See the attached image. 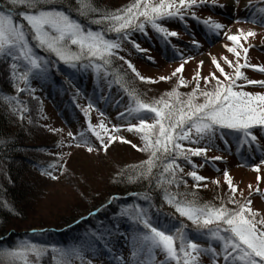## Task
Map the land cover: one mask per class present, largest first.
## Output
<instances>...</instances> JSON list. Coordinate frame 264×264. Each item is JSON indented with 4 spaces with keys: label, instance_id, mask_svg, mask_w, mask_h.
Instances as JSON below:
<instances>
[{
    "label": "snow or ice",
    "instance_id": "obj_1",
    "mask_svg": "<svg viewBox=\"0 0 264 264\" xmlns=\"http://www.w3.org/2000/svg\"><path fill=\"white\" fill-rule=\"evenodd\" d=\"M260 2L264 3V0ZM61 4H66L70 10L74 9L82 17L95 16L90 23L103 27L97 31L85 29L66 11L57 7ZM217 6V0H133L125 8L101 12L94 6L92 0H76L75 5H72L70 0H4L0 3V57L9 62L11 80L16 93L34 94L35 89L31 88L30 80L47 77L53 65L49 57L53 56L71 68L91 69L96 78L109 83H112L114 78L115 84L123 88L129 96L131 103L127 108V116L137 121L128 123L125 130L138 134L141 146L120 135L119 125H113L109 129L103 120L99 124H92L90 112L98 109L91 102L83 107L77 106L81 107L88 121L87 132L99 141V146H94L84 132L77 135L69 132L68 136L75 142L77 148L83 147L88 153L100 150L107 153L110 146L117 141L130 144L136 151L146 153L148 158L131 166L130 172L122 169L116 182L147 180L151 187L155 179V188L162 190L164 201L175 209L179 217L190 221L197 233L206 241L205 244L194 242L187 234L188 226L183 221L173 231L154 226L150 214V208L153 206L151 196L145 194L140 196V199L148 202L149 207L134 204L121 210L120 215L129 219L136 227L132 237L131 259L113 255L115 264H157L158 255L164 257L158 264H202V257H206L210 264H264V215L253 210L251 198L254 192L260 193L259 187L253 190V186L249 185L248 196L245 197L241 192L238 199L237 187L233 184L229 172L225 170L223 177L229 193L226 197L220 198L219 205L201 203L195 192L169 191L172 185L179 189L183 184L187 188V180L181 175L184 168L178 161H185L193 165V168L196 165L193 164L192 157H205V162H209L207 153L215 148L214 141L220 130L228 129L239 134L238 138L242 144H253L258 141L254 129L264 132V92L245 90L252 85L264 89V80L250 79L242 71L251 68L264 73V65L248 62L247 57L252 46L244 47L241 43V40L247 41L249 37L256 36V33L237 29L236 34H230L224 31L226 27L224 24L211 17L200 21L216 35L223 32L233 45L231 47L225 45L226 50L233 54L236 60L233 62L227 57H222L224 63L232 69V73H229L213 56L211 63L215 66V71L209 76L202 77L201 72L197 70L192 78L195 87L187 93L179 91V88L188 86L183 77L179 76L177 85L170 91L157 99L146 101L142 98L143 94L126 79V73L111 70L114 61L120 60L140 81L157 83L158 81L150 77L141 76L135 66L121 54L126 51V44L138 52H149V49L142 48L132 39V34L140 32L147 35L150 27L167 42L169 38L177 37L178 33L164 27V22L177 19L183 21L187 16L199 20L196 10ZM248 6L255 5L249 0ZM258 14L259 18L257 14H253L247 22L264 27V8H259ZM109 34H114V38H110ZM193 44L198 46L195 40ZM36 49L46 55H38ZM241 53L243 63L240 62ZM147 58L152 59L151 56ZM189 59L191 57L184 58L180 66L172 72L171 77L161 76L159 80L168 81L183 73ZM203 64L204 61L201 60L199 66ZM201 80L204 88H201ZM239 81L243 83H238ZM21 84L24 87H20ZM32 99L39 98L32 95ZM4 100L11 113L18 115L23 121L28 108L18 99V95L4 97ZM148 114H153L151 123L146 118ZM119 118L125 119V113H120ZM28 123H32V120L29 119ZM48 131L56 133L61 130L48 127ZM185 143L196 146L185 147ZM201 144L203 146H199ZM222 159V156L211 158L212 161ZM61 160H64V154L59 155L57 162L49 164L41 174L51 180L58 179V176L53 174L57 170L61 175L66 174L68 170L64 163L59 162ZM261 165H264V160H261L259 165L252 166V170L258 173L256 177L258 183L262 179L259 175ZM186 175L195 182L192 185L194 189L206 180V177L199 175L195 170L188 171ZM111 202L109 200L108 203ZM111 235V232L92 233L76 248L70 250L54 248L53 251L59 252L62 257L59 264H69L71 257L79 259L81 264H93L92 259H85V253L94 247L96 240H105V247L111 251L105 239ZM43 251L42 248L25 242L12 251L0 250V255L12 259L13 264L17 258L28 264L29 254L39 257Z\"/></svg>",
    "mask_w": 264,
    "mask_h": 264
},
{
    "label": "rangeland",
    "instance_id": "obj_2",
    "mask_svg": "<svg viewBox=\"0 0 264 264\" xmlns=\"http://www.w3.org/2000/svg\"><path fill=\"white\" fill-rule=\"evenodd\" d=\"M251 2L255 6L249 7V0H239V3H237V0H217V7H204L196 10V14H198L199 17H211L224 24L226 26L224 31L230 34H236L237 29L245 32L249 30L254 31L256 36L249 37L247 41L241 40V43L244 47L252 44L247 57L250 64L264 65V29L259 24L247 22L253 17V14H257V18H259L258 9L264 8V3H261L260 0H251ZM219 5H223V7ZM165 24L166 28L171 31H176L178 37L184 39L185 35L177 30L179 25L172 26V23ZM148 30L153 31L151 28H148ZM188 30H185L187 33L185 38L187 41L186 43L179 40L175 42L178 43L184 51H182L180 57L173 60H171L169 50L165 47L163 48V46L158 48V50H153L151 46L150 49L152 50H150L147 48L146 43H138L142 48L149 49V52L141 53L136 51L132 46L125 45L126 51L121 54L135 66L140 75L158 81L155 84H149L139 83L136 80L140 93H143L145 96L147 95L146 97L150 96L151 93L159 96L162 92V90L159 89L160 86L162 87L170 82L173 84V81L177 83L176 77H172L168 81H160L159 78L161 76L171 77L172 72L180 66L183 59L188 57H191V59H189L188 63L185 65L183 73L177 74V77L182 76L188 85L187 87L179 88L181 93L190 92L192 88L195 87V82L192 78L197 70L201 72L202 77L209 76L210 73L215 71V66L211 63V58L213 56L217 58L226 72L232 73V69L224 63L222 57H227L233 62H235L236 58L233 54L227 52L225 45L228 47L233 45L227 40L223 32L220 35H216L210 32L203 24L196 28L192 26ZM192 32H194V35L191 34ZM192 39H196L198 46L192 47V45L187 44L190 43ZM150 42L157 43L152 39ZM73 47L75 48V46ZM36 52L41 56L42 54L46 55L39 49H36ZM148 56H151L152 59L149 60L147 58ZM242 57L243 55L241 53V63H243ZM201 60L204 61V64L199 66ZM57 64L58 63H56V65ZM56 65H53L54 68H56ZM86 71L87 81H89V83L85 85L84 88L80 87L79 83H76L80 92V94L76 96L77 105L83 107L89 102L93 103L98 111L90 112L92 124H99L103 120L109 129L113 125H119L121 126L120 135L124 136L125 139L130 140L132 143L141 146L139 135L129 133L125 130L128 123H137V121L131 118V120L134 121L129 122L131 120L126 118L121 119L117 116L118 107H126L127 102L119 106L117 102H115L117 100L116 93L111 94V98L108 102L105 103V101H102L105 94L109 90H112L113 86L103 79L96 78L91 69ZM242 71L250 79L264 80V73L251 71V69L248 68L242 69ZM217 75H219V73H217ZM48 76L49 73L46 78L32 79L33 89H35V92L40 96L41 100H38V102L32 106V109L34 114L38 115L40 127H42V125H47L50 128L60 129L61 131L53 133L48 131V127H42V132L44 133H42L41 130L40 132L45 135H50L54 138V141H51V144L49 143L47 146H42L41 148H38L37 145L33 146L34 150L31 151V154L33 155L34 153V156L40 162L48 164L56 162L57 157L64 154V160L59 162L64 163L68 171L64 175H61L58 170L54 172L53 174L58 176L57 180H51L42 175V172H39L37 168H31L32 171H26L25 174L23 173V176L27 175L29 180L33 182H31L33 193L37 191L40 197L32 202L24 219L20 221L15 220L14 223L16 226L14 227H7V230L15 237L20 235L18 236L19 239H22L21 237H28L26 233L31 229H43L46 227L61 228L66 224L72 223V221L79 217L84 219V216H87L88 212L95 208V205L94 207L90 205L92 200L97 198L100 199L99 201L107 199V193L111 190L110 187L113 183L112 177L116 176L121 171L123 168L122 165L130 161H139L144 157L143 152H138L133 149L130 144H123L119 141L114 142L107 153L103 150L88 153L83 147L77 148L75 142L68 136L69 132H72L74 135L84 132L96 147L99 146V141H97L90 132H87L88 121L85 119L81 107L76 106L77 108H74V106L68 105L66 103L67 98L63 97L62 88L53 86ZM73 81L75 82V80ZM239 82L242 83L243 81ZM22 85L23 84H21V86ZM93 86H95V88H93ZM204 87L203 80H201V88ZM245 90L250 92H264V89L260 88L258 85L248 86ZM146 97L144 99L147 100ZM100 113L104 115L101 116ZM34 114L32 113V117L36 118ZM148 117H150V114H148L146 118ZM61 142H63L62 145ZM216 142L217 139L214 141L215 146ZM217 149L218 148L210 150L207 156L210 158L215 156L223 157L221 151ZM261 156L252 164L243 166L240 165L242 164L240 160L239 162L236 160L234 162L232 160L226 162L222 159L223 161H221L218 171H211L206 165L205 160H203L204 157H197L198 160L194 163V165H196L194 170L197 171L199 175L206 177V180L201 182L200 189L203 188V190L207 192L217 190L223 197H226L229 190L227 184L224 182L223 172L227 170L233 184L237 187L238 191L236 196L238 199L240 198L241 192H243L245 197L248 196L249 185L253 186V190L257 187L260 188V193L254 192V195L251 197L253 200L252 207L253 210L259 211L261 215H264V195H261V193H264V165H261V172L259 175H261L262 179L259 183L256 179L258 173L252 170L253 165H259L260 161L264 160V154ZM178 162L184 169L185 167H189L185 161ZM186 173L187 172L184 170V176ZM213 181H217L218 183H213ZM120 183H122V181ZM204 185H206V187ZM195 189H199V187ZM223 192L225 194H223ZM195 194H197V191ZM147 203L148 202L140 199V196L137 195L135 198L128 199L127 202L121 204L113 223V228L117 230V232L111 233L112 235L108 237L109 240L107 241L111 251H109V248L103 247L105 242L103 244L96 243L91 250L85 253V259H92L93 264H115V261L112 259L113 255L131 259L132 237L135 234L136 226L132 224L129 219L122 217L120 213L122 209L129 205L139 204L142 207H149ZM88 205H90V207ZM169 212L173 218L176 219V223L160 218L156 212L150 209L153 225L166 231H173L175 227H179L180 222L177 220L176 212L173 210ZM189 237L193 239L194 242L201 244L206 243L205 238L202 236L196 237L191 234ZM25 242L34 244L44 250L43 254L39 257L29 254L27 257L28 264H39V258L46 257L47 253L53 256H51L55 261L52 262L53 264H59L62 257L59 252L53 251L54 248L70 250L80 245L77 243L69 246H62L61 248L57 247L58 244L53 243L56 247H50V251L45 245L42 246L35 242L21 240L20 242H6L0 246V250L12 251L15 250L19 244ZM114 251L115 254H111ZM163 259L164 257L162 255H158L157 264ZM201 260L202 264H210L206 257H202ZM0 264H13V260L0 255ZM14 264H24V261L17 258ZM69 264H81V261L75 257H71Z\"/></svg>",
    "mask_w": 264,
    "mask_h": 264
},
{
    "label": "trees",
    "instance_id": "obj_3",
    "mask_svg": "<svg viewBox=\"0 0 264 264\" xmlns=\"http://www.w3.org/2000/svg\"><path fill=\"white\" fill-rule=\"evenodd\" d=\"M3 2L4 0H0V3ZM75 2L76 0H70L72 5H75ZM132 2L133 0H92L94 6L97 7L101 12H113L117 9L125 8ZM57 7L66 11L72 16L73 19L81 23L85 29L97 31L101 30L103 27L102 25L90 23V20L95 18V16L82 17L74 9L70 10L66 4L57 5ZM17 19L19 20V18ZM165 23H172V20L164 22V27H166ZM109 35L110 38H114V34ZM159 37H161V35L157 34L155 31L149 30L147 35L140 32H134L132 34V39H134L137 43H146L147 48L149 49L151 48L150 40H156L159 39ZM42 56H44V54H42ZM49 59L53 61L54 66L56 63H58L56 68H54L52 65L51 70L49 71L48 77L52 82V85L62 88L63 97L67 98L66 103L70 105L78 104L76 96L79 95L80 92L76 83H79L80 87L82 88H84L85 85L89 83L86 76L87 71L79 68L72 69L62 62L56 61L54 56L49 57ZM111 70L113 72L126 73V79L132 82V86L137 91L139 88L137 87L138 84L136 80L139 83H144L137 79L135 74H133L131 70L127 68V65L120 60L114 61V67ZM10 72L11 70L9 67V62H7L4 57H0V246L6 242H20L21 240H26L28 242H35L39 245L41 244L42 246L45 245L51 251L50 247H56V245L53 243L58 244L57 247L61 248L62 246L82 243L92 233L108 232L111 230L121 204L127 202L128 199L135 198L137 194H139L138 196L150 194L153 205L150 209H152L162 218L164 217L165 220H168L169 222H176V219L173 218L169 212L171 210L175 211V209L164 201L162 190H157L155 188V179L152 181V186L150 187L147 180H140L136 182H127L125 180L122 181V183L116 182L117 174L116 176L112 177L113 183L110 187L111 190L107 193V199L99 201L100 199L97 198L92 200L90 205L93 207L95 205V208L90 210L87 216H84V219L79 217L72 221V223L66 224L61 228L46 227L43 229H31L26 233L28 237H21L22 239H19L18 236L20 235H17L16 237L12 235L11 232L7 230V227H14L16 226L14 223L15 220L20 221L24 219V217L27 215L26 212L29 210L32 202L36 198L40 197V194L37 191L33 193L31 185L33 182L29 180L27 175L23 176V173L25 174L26 171H32L33 168H37L39 172H42L44 169L48 168L49 165L48 163L40 162L34 156V153L33 155L31 154V151L34 150L33 146L37 145L38 148L47 146L49 143L51 144V141H54V138L50 135L42 134L44 132H42V127H40L41 125L39 126L38 115L34 114L33 112L32 106H34L38 100L41 101L40 96L36 92L34 94H30L29 92H21L17 94L12 84ZM177 79L178 77H176V80ZM73 80H75V82ZM110 84L113 86V88L105 94L103 97L104 101L108 102L109 98H111V94L116 93L117 100L115 102H117L118 105L124 104L128 101L129 104L131 103L129 96L124 92L123 88L115 84L114 78H112V83ZM171 84L172 83L170 82L169 84L166 83V85H163L162 87L160 86L159 89H161L162 92L159 96L151 93L152 96L150 94V96L146 97L147 95L145 96L142 93V98L144 99L146 97L147 100L144 99L146 101L157 99L163 93L170 91L177 85V83L174 81L173 84ZM30 86L33 89L32 80H30ZM20 87H24V85H20ZM93 88H95V86H93ZM17 95L18 99L24 102L28 108V111L24 113L23 121L18 118V115H13L11 113L7 102L4 100V97ZM32 95H35L39 99H32ZM128 107H118L119 109L117 111V116H119L120 113H126ZM32 113L36 115V118L32 117ZM152 115L153 114H150V117L147 118L149 123L152 122ZM125 116H127V113ZM29 119L32 120V123H28ZM189 146L196 145H188L185 143V147ZM147 158L148 155L144 153L143 159H140L139 161H130L127 163L128 165H122V169H127L130 172L131 166L137 165ZM205 159L206 158H203V160ZM196 160H198L197 157H192L193 164ZM184 170L186 172L194 170L193 165H189L187 168L185 167ZM181 175L185 180H187V188H185L183 184L180 185L179 189H177L175 185H172L169 187L170 192L175 193L179 191L183 193L186 191H197L196 197L201 203H214L219 205L220 198L223 197L220 192H217V190L207 192L204 191L203 188L200 189V186L199 189H194L192 188V185L195 182L192 181V179L186 174L184 176V174L181 173ZM158 178L159 177L157 176L156 179ZM224 192L223 194H225ZM109 200L112 202L108 203ZM90 205L88 206L90 207ZM92 212L95 213V215H91ZM176 216L180 223L183 221V223L188 226L186 229L187 234L199 236V233H197L190 221L179 217L178 213H176ZM78 221L79 223H77ZM51 256L52 255L50 253H47L46 257L39 258V264H53L52 262L55 261L52 258L53 256Z\"/></svg>",
    "mask_w": 264,
    "mask_h": 264
}]
</instances>
